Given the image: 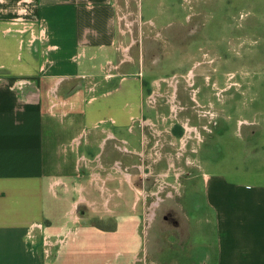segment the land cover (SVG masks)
<instances>
[{
	"label": "crops",
	"instance_id": "0c3cea01",
	"mask_svg": "<svg viewBox=\"0 0 264 264\" xmlns=\"http://www.w3.org/2000/svg\"><path fill=\"white\" fill-rule=\"evenodd\" d=\"M124 20L118 0H0V264H159L155 215L129 213L142 79L114 67ZM204 195L214 264H264V183L216 178Z\"/></svg>",
	"mask_w": 264,
	"mask_h": 264
},
{
	"label": "rangeland",
	"instance_id": "374dc122",
	"mask_svg": "<svg viewBox=\"0 0 264 264\" xmlns=\"http://www.w3.org/2000/svg\"><path fill=\"white\" fill-rule=\"evenodd\" d=\"M118 1L119 47L129 49L114 67L127 60L122 69L142 79L139 157L128 159L139 165L129 171L139 202L129 213L155 215L159 264H214L206 182L264 183V0ZM198 227L206 238L179 241ZM128 240L139 258V239Z\"/></svg>",
	"mask_w": 264,
	"mask_h": 264
},
{
	"label": "bare ground",
	"instance_id": "6f19581e",
	"mask_svg": "<svg viewBox=\"0 0 264 264\" xmlns=\"http://www.w3.org/2000/svg\"><path fill=\"white\" fill-rule=\"evenodd\" d=\"M153 215V217H154V214H152Z\"/></svg>",
	"mask_w": 264,
	"mask_h": 264
}]
</instances>
